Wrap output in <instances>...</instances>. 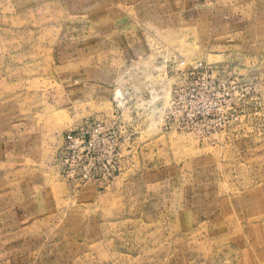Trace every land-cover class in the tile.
Segmentation results:
<instances>
[{
  "label": "rangeland",
  "instance_id": "rangeland-1",
  "mask_svg": "<svg viewBox=\"0 0 264 264\" xmlns=\"http://www.w3.org/2000/svg\"><path fill=\"white\" fill-rule=\"evenodd\" d=\"M198 62L261 110L169 129ZM114 116L120 174L63 178V132ZM0 264H264V0H0Z\"/></svg>",
  "mask_w": 264,
  "mask_h": 264
},
{
  "label": "built area",
  "instance_id": "built-area-1",
  "mask_svg": "<svg viewBox=\"0 0 264 264\" xmlns=\"http://www.w3.org/2000/svg\"><path fill=\"white\" fill-rule=\"evenodd\" d=\"M172 78L176 81L170 90L169 108L177 117L168 123L169 129H220L261 110L253 88L217 64L198 62ZM114 98L123 99L120 93ZM133 135L116 116L110 121L85 118L70 125L56 151L61 176L78 186L94 184L105 189L120 174Z\"/></svg>",
  "mask_w": 264,
  "mask_h": 264
},
{
  "label": "bare ground",
  "instance_id": "bare-ground-1",
  "mask_svg": "<svg viewBox=\"0 0 264 264\" xmlns=\"http://www.w3.org/2000/svg\"><path fill=\"white\" fill-rule=\"evenodd\" d=\"M117 94L119 95V93H117ZM117 94H116V95H117Z\"/></svg>",
  "mask_w": 264,
  "mask_h": 264
}]
</instances>
